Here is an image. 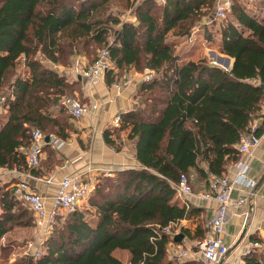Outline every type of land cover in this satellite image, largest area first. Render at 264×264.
I'll list each match as a JSON object with an SVG mask.
<instances>
[{"label": "trees", "instance_id": "obj_1", "mask_svg": "<svg viewBox=\"0 0 264 264\" xmlns=\"http://www.w3.org/2000/svg\"><path fill=\"white\" fill-rule=\"evenodd\" d=\"M113 1L0 0V94L14 75L0 105L7 108L0 115V168L26 165L23 149L33 129L63 140L73 131L60 99L81 79L69 81L55 66L68 68L77 53L91 56L102 45L114 65L109 82L114 67L151 74L140 85L138 107L121 113L120 127L104 134L120 149V133L127 131L138 166L104 176L88 208L68 213L59 229L56 218L46 252L18 264H125L116 250L128 253V264H174L168 253L180 242L175 236L200 242L206 234L198 207L180 199L181 176L192 190L195 174L209 186L211 176H222L239 159L237 145L253 120H261L256 133H264V15L233 1L219 31L220 53L234 59L228 71L197 54L194 28L217 0H144L133 10L135 22L109 13ZM126 1L131 7L138 0ZM254 5L263 9L264 0ZM44 149L39 169L51 170L60 158L50 145ZM8 184L0 182V240L23 217L16 207L24 204ZM169 225L173 233L165 232ZM13 247L0 245V254ZM252 254L249 264H262Z\"/></svg>", "mask_w": 264, "mask_h": 264}, {"label": "crops", "instance_id": "obj_2", "mask_svg": "<svg viewBox=\"0 0 264 264\" xmlns=\"http://www.w3.org/2000/svg\"><path fill=\"white\" fill-rule=\"evenodd\" d=\"M138 1L136 2L137 4L144 0ZM156 1L159 3L164 2V0ZM248 7L256 13L264 15V8L260 9L258 7V9L257 6L253 4H249ZM129 18L130 19H124V21H136L133 14H131ZM194 30L198 31L199 29ZM192 37L194 38L195 35ZM217 40L219 48V32ZM208 41L210 43V40ZM202 52L203 51L199 50L197 54L206 55L205 51L204 53ZM219 55L226 56L221 53ZM230 59L233 67L234 59L231 57ZM55 67L59 72L62 69L67 71L70 70L69 67ZM222 68L224 69V67ZM145 72H139L135 68H130L128 72H124L123 77H125V79L124 81L122 80L123 83L120 91H117L113 85L118 76L116 74L119 73L118 68H113V72L110 75V82L108 78H105L103 81L93 86H88L85 80L78 76L84 86L83 102L87 105L95 103L97 108L90 112L87 111L81 118L75 119L77 130H74L69 138L64 140L63 146L56 151L60 158L59 163H56L51 170L43 166L41 168V173H39L38 170L36 172L32 171L31 173L34 177L29 179L33 189L44 196L48 211L52 210L53 199L57 191V183L63 176L68 174L88 175L93 176L96 178L97 182H99L101 176H109L107 175L108 172L114 175L118 170L138 166L139 163L136 158V141L127 138V131H122L120 133V139L118 140L121 146L120 149H115L108 145L105 141L104 134L107 130H116V128L113 127V120L117 115H121L123 112L138 107L139 90L142 81L145 79ZM71 73H73V71H71ZM4 111L5 114L7 109L5 108ZM261 137V145L255 149L251 155L240 156L236 162H232L228 165L226 174H228L231 179L236 176L239 167L243 164L248 168L246 172L248 177L257 181L260 179L264 173V133ZM14 168H19L20 173L21 171L24 172L27 170L26 165L13 168H0L1 183H9L8 185L12 187L22 178L20 174L12 172ZM50 177L53 178V182L48 183L47 180ZM192 183L194 187L193 193L182 196L180 199L185 200L190 205L198 207L199 216L205 222L207 234L208 221L214 214L218 204L214 199H206L201 196L202 193L208 190V184L197 174L192 177ZM232 196L234 199L244 196L246 201L240 209L232 210L224 233L225 241L229 247H232L238 241L244 230L246 233L240 244L217 264H249L246 251L251 242L259 243V246L253 249L252 258L264 264V182L251 190L237 186L233 190ZM182 223L184 224L185 222ZM256 238H260V240H255ZM176 249L186 250L188 255L184 257L173 256V251ZM117 252L122 251L116 250L113 252V255L116 256ZM168 256L174 264H207L202 257L198 247V241L196 240L185 238L183 241L172 243L169 246ZM128 262L127 258V263Z\"/></svg>", "mask_w": 264, "mask_h": 264}, {"label": "built area", "instance_id": "obj_3", "mask_svg": "<svg viewBox=\"0 0 264 264\" xmlns=\"http://www.w3.org/2000/svg\"><path fill=\"white\" fill-rule=\"evenodd\" d=\"M232 7V0H217L215 4V18H226L231 12ZM112 66L109 50L108 48H104L92 65L89 67H77L75 71L79 77L85 80L88 86H93L105 79L106 73ZM78 68H81V70H78ZM150 77V71L146 70L145 79L148 80ZM61 105L67 109L74 119H79L87 111L90 112L97 108L95 103L87 105L83 103L81 99L70 96H64L61 99ZM260 123L261 120H253L250 123V131L241 136L237 145L240 156L251 155L253 151L261 145L262 137L256 133ZM120 124L121 115H117L113 120V127L118 128ZM63 144L64 140L54 135L49 136V141L47 142L45 134H43L40 129H33L31 132V143L27 148L23 149L27 170L24 172L21 171V173L19 168H14L12 170L13 173L22 176V178L13 185L15 198L23 203L35 218L50 226L56 221L59 213H70L80 208L96 190L98 183L93 176L69 174L63 176L57 183V191L53 199L52 210L48 211L44 196L33 189L29 179L34 177L31 172L42 166L46 155L44 147L50 145L57 151ZM247 169L246 165H241L233 179L226 173L220 177L211 176L208 190L201 194V196L206 199H214L218 204L214 214L208 221L205 238L198 242L202 257L207 264H217L230 248L224 237L226 226L232 214V210L240 209L246 201L244 196L234 199L232 196L233 190L237 186L251 190L257 184V180L247 176ZM107 175L112 176L109 172ZM47 182H53V178H48ZM177 191L180 197L193 193L186 175L181 176L177 184ZM165 232L173 233L172 225L166 227ZM258 246L259 243L251 242L246 254H251L253 249ZM175 255L184 257L188 255V252L186 250L176 249L173 251V256Z\"/></svg>", "mask_w": 264, "mask_h": 264}, {"label": "rangeland", "instance_id": "obj_4", "mask_svg": "<svg viewBox=\"0 0 264 264\" xmlns=\"http://www.w3.org/2000/svg\"><path fill=\"white\" fill-rule=\"evenodd\" d=\"M141 1V0H139ZM138 1V2H139ZM234 1V0H232ZM243 1L244 3L253 4L259 3L261 0H239ZM134 4L131 7L128 6V3L126 0H116L110 3L109 13L120 17L121 19H130L129 17L131 14H133V10L135 9ZM215 8L211 10V13L203 19V23H199V26H196L194 29H199L197 32V41H198V49L197 51L201 50L202 53H206V56L209 57V59L214 63L215 65H218L220 67H223V65L216 63V57L211 56V51L215 52L217 55L220 54L219 48H218V32L220 31L223 23H225L226 19L230 18V13L227 15L224 19H216L215 18ZM207 25V27L204 26ZM210 40V43L209 41ZM109 43H112V38H109ZM81 47V46H80ZM105 48V46L100 45L99 47H93L92 51L89 52V54H93L91 56H87L84 53L76 54L73 57L72 65L69 67L70 70L62 69L60 70V73L65 74L66 78L69 81H75V78L78 77V74H76L75 69L77 67H89L92 65L90 61L98 57L100 52ZM97 59V58H96ZM95 59V60H96ZM88 63L90 65H88ZM88 65V66H87ZM113 65V63H112ZM114 66V65H113ZM72 69V70H71ZM78 70H81V68H78ZM147 70V69H146ZM23 71V65H19L17 72ZM73 71V73H71ZM113 71V70H112ZM125 72H128L125 71ZM143 71L142 73H144ZM124 73V72H123ZM123 73H117L116 81L113 85L117 91H120L122 88V80L124 81L125 77H123ZM146 73V72H145ZM107 74V73H106ZM14 75L10 73L8 75L7 83L5 84L1 94H0V105L3 103V98L6 97L9 93L8 84L13 79ZM106 78V75H105ZM82 82L79 84H76L73 86L74 90H70L67 92L66 96L70 97H76L81 99L82 101L84 98V89H83ZM62 99V98H61ZM60 99V103H61ZM141 97L138 98V103L140 101ZM84 103V102H83ZM7 109V108H6ZM5 107L0 106V115L4 116ZM58 111V110H57ZM57 111H54V114L57 113ZM67 115H70L67 113ZM72 118V117H71ZM72 129L71 130H77V127L75 125L76 121L72 118ZM71 131L70 133H72ZM43 132V131H42ZM46 132H43L45 134ZM50 151V148L47 149V153ZM47 155V154H46ZM39 173L42 172V170H38ZM114 175L110 177H114ZM104 176L100 177V181ZM109 177V176H108ZM90 199V198H89ZM89 199L85 201L81 208H88L89 207ZM20 208L21 213H23V217L19 218L17 221L12 224L10 231L0 240V245H5L9 242H13L14 247L12 250L8 253L0 254V264H18L20 261L26 257V256H34L35 258L40 257L46 252V242L48 238L54 233L52 231V228L50 225H48L45 222L39 221L37 218H35L32 213L25 208L22 204L18 203L16 209ZM68 213L61 212L58 215V222L57 224H53L55 229H59V227L62 226V223L65 221ZM7 254V255H6ZM116 258L121 260L123 263H127L128 253L126 252H117Z\"/></svg>", "mask_w": 264, "mask_h": 264}, {"label": "water", "instance_id": "obj_5", "mask_svg": "<svg viewBox=\"0 0 264 264\" xmlns=\"http://www.w3.org/2000/svg\"><path fill=\"white\" fill-rule=\"evenodd\" d=\"M212 56L213 57H216V63L217 64H220V65H223L224 69L225 70H232V65H231V59L229 56H222V55H217L215 52H212ZM262 88H264V84L261 85ZM46 141L48 142L49 141V136L46 137ZM264 182V173L262 174V176L260 177V179L257 181V184L255 187H258L259 185H261L262 183ZM245 230L242 232V234L240 235L238 241L232 246L229 248V250L227 251V253L224 255V257L227 256V254L234 250L239 244L240 242L243 240L244 236H245ZM175 241H181L183 239V235H177L175 236ZM223 257V258H224ZM222 258V259H223Z\"/></svg>", "mask_w": 264, "mask_h": 264}]
</instances>
